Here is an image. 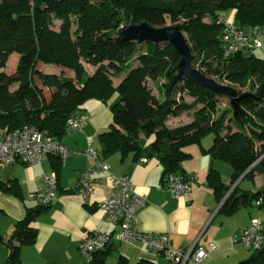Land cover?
I'll return each instance as SVG.
<instances>
[{
  "label": "trees",
  "instance_id": "obj_1",
  "mask_svg": "<svg viewBox=\"0 0 264 264\" xmlns=\"http://www.w3.org/2000/svg\"><path fill=\"white\" fill-rule=\"evenodd\" d=\"M230 9L236 22L225 17ZM164 14L184 17L178 26L187 33L188 44L201 52L193 54V65L205 66L204 74L248 86L247 91L254 94L241 100L237 113L229 96L187 78L170 91L180 55L169 42L138 43L119 35L121 27L129 24L147 22L160 27ZM56 18L62 20L58 30ZM233 23L250 34L264 30V0H0V68L6 66L10 54H20L16 76L0 70V130L31 125L61 141L68 131V119L82 114L89 99L107 102L117 93L110 104L113 122L99 134L108 153L119 149L135 156L155 155L166 176L183 171V161L191 156L185 145L200 142L213 132V143L205 150L232 165L233 184L252 165L246 177L253 178L256 172L264 176V58L256 56L255 49L224 53V31ZM74 24L78 25L76 39L71 34ZM82 59L97 66L96 70L88 73ZM46 64L57 65L62 71L49 72ZM159 76L166 80L161 97L147 83L148 77ZM184 91L193 102L185 100ZM224 98H229L226 105ZM191 110V120L168 125L172 117ZM11 181H0V187L18 195V187ZM207 183L220 200L232 187L214 167ZM257 200L264 209V182L255 191L236 185L220 211L232 214L242 204ZM47 206L30 207L17 221L8 241L12 250L9 264H23L20 246L35 242L38 229L31 223ZM86 206L90 211L96 209L95 205ZM103 250L94 253L90 264H95L96 254ZM119 264L127 263L121 259ZM139 264L154 262L142 259ZM240 264H264V247Z\"/></svg>",
  "mask_w": 264,
  "mask_h": 264
},
{
  "label": "crops",
  "instance_id": "obj_2",
  "mask_svg": "<svg viewBox=\"0 0 264 264\" xmlns=\"http://www.w3.org/2000/svg\"><path fill=\"white\" fill-rule=\"evenodd\" d=\"M19 58V53L10 54L4 70L7 72L8 63L11 60L18 62ZM16 68L17 65L14 70ZM45 69L52 73L62 71L57 65L47 69L46 64ZM68 72L72 73L70 70ZM7 74L11 75L12 72ZM117 97L118 94L115 93L107 102L92 98L84 104V130L76 132L68 128L61 139L69 151L64 161L54 154L41 163L24 165L16 162L0 168V181L12 180L11 183L17 185L19 191L16 195L0 187V236L3 238L0 242V264H9L12 250L8 241L16 223L26 216L30 207L39 205L33 194L45 187L43 176L49 171H55L54 167H57L58 193L52 203L42 209L31 223L38 229V234L34 243L20 246L23 264H87L80 251V244L98 232L107 233L112 239L106 249L96 254L95 264H119L121 259L127 264H139L142 259H148L154 264H168L162 255L150 251L144 243L116 238L119 224L111 221L99 209V204L116 189L114 175L127 176L135 185L136 191L146 198V204L138 212L134 224L137 230L168 232L175 246H190L198 241L208 250L204 264L226 250L237 255L238 259L249 258L238 249L240 235L244 227L255 218L262 222L264 228V209L252 202L242 204L232 214L222 213L220 204L224 198L218 199L207 183V175L214 167L220 172L225 184H232L231 189L239 185L242 190L255 191L264 182L263 174L256 172L250 178V185L242 186L249 178L246 176L239 177L233 184L232 165L213 158L205 150L213 142L209 147L201 144L202 151L199 148L188 151L190 159L183 161V171L178 172L197 177L193 188L182 197L175 198L166 186L164 165L157 156H135L133 152L119 149L109 153L106 151V144L99 134L107 131L113 122L110 104ZM89 139L99 156L109 164L110 172L95 171L92 174L93 191L84 195L79 191L78 184L80 174L89 161L85 154ZM144 157L148 158L146 162L142 161ZM87 204L95 205L96 209L90 211ZM211 242L217 244L215 250L209 249Z\"/></svg>",
  "mask_w": 264,
  "mask_h": 264
},
{
  "label": "built area",
  "instance_id": "obj_3",
  "mask_svg": "<svg viewBox=\"0 0 264 264\" xmlns=\"http://www.w3.org/2000/svg\"><path fill=\"white\" fill-rule=\"evenodd\" d=\"M264 30H258L255 34L247 33L237 24H230L224 31V53H234L238 50H253L263 45L260 35ZM70 130L82 132L85 128L83 114H73L67 121ZM56 153L64 161L69 151L60 140L45 135L42 131L31 125H22L14 129L0 130V168L9 164L20 162L25 165L41 163L50 154ZM85 154L88 164L81 172L78 188L84 195L93 191L92 174L97 170L110 172L109 164L103 160L92 146L91 140ZM147 157L142 158L146 162ZM45 187L36 191L33 198L39 205H50L58 193V175L56 171H49L43 176ZM196 176H188L178 172H172L165 176L167 188L175 198H180L189 193L196 181ZM115 191L106 197L99 209L113 222L119 224L116 233L118 240L127 242H141L147 248L162 255L168 264H200L207 256L208 250L198 241L190 246H175L170 233L139 231L134 224L138 212L146 204L144 195L136 191L135 185L127 176H113ZM261 204V200L255 202ZM111 236L104 232L94 233L84 239L80 244V251L84 255L87 264L94 259L96 251L105 249L111 242ZM240 241L250 250L258 251L264 247V228L262 222L255 218L244 227ZM217 244L211 242L209 249L215 250Z\"/></svg>",
  "mask_w": 264,
  "mask_h": 264
},
{
  "label": "water",
  "instance_id": "obj_4",
  "mask_svg": "<svg viewBox=\"0 0 264 264\" xmlns=\"http://www.w3.org/2000/svg\"><path fill=\"white\" fill-rule=\"evenodd\" d=\"M119 35L123 39L128 41H136L138 43H143L146 41H151L154 43L169 42L175 47L180 55V61L178 64L179 71L175 75L170 85V91L173 90L178 81L183 78H187L193 82L207 87L217 94L229 96L235 113H237L241 109V100L247 97H254V94L248 91L239 92V90L234 86L219 83L215 79L204 74L198 68L194 67V55L192 53L191 46L188 44L185 34L178 25H166L157 27L150 25L147 22H142L139 24H129L121 27V29L119 30ZM253 166L254 165H252L248 170H250ZM248 170L242 176H245ZM231 190L224 197L223 201L220 204V207L229 196Z\"/></svg>",
  "mask_w": 264,
  "mask_h": 264
},
{
  "label": "rangeland",
  "instance_id": "obj_5",
  "mask_svg": "<svg viewBox=\"0 0 264 264\" xmlns=\"http://www.w3.org/2000/svg\"><path fill=\"white\" fill-rule=\"evenodd\" d=\"M232 13H233V11L231 9L228 10L226 12V17L228 20L231 19V20L235 21V19H233ZM183 21H184V17L182 15H180L178 17H174V16H171L169 14H164V24L162 26L178 25L179 23H182ZM206 21H209V17L206 18ZM61 24H62V20L60 18H56L54 21L55 29H57V30L60 29ZM77 30H78V25L74 24V26L72 27V31H71V34H73L72 35L73 39H76V31ZM185 36H188L186 32H185ZM260 39H261L262 43L264 44V33L260 36ZM190 45L193 48L192 53L194 55H199V53H201L200 51H198V49H194L193 43H190ZM254 52H255L256 56L264 58V45L260 48L255 49ZM82 61H83V64H84L86 70L88 71V73H93L96 70L97 66L93 65L92 63H90L89 61H86L84 59H82ZM105 63H108V60H106ZM134 63H138V61H136V59H135ZM17 64H18L17 61L15 62L14 60H11V62L8 63V65L6 67L7 72H12V75L16 76L17 73H16V69L14 70V68L16 67ZM194 65H195L194 67L198 68L199 70L207 72L205 66H202L200 64H194ZM51 67H52V64H47V69H51ZM4 69H5V67L0 68V70H4ZM52 71L54 72V70H52ZM70 71H73V70H70ZM206 74H207V76L215 79L219 83H224V84H227L230 86L237 87L241 92L248 90V86H242L236 82L227 81V80L223 79L222 77H220L219 75H216V74L213 75L209 72ZM147 83H148V86L152 89L153 93L155 95H157L158 97H161L162 88H163V85H165L166 80H164V78H161V76L155 77V78L154 77H148ZM17 86H18V83H16L15 85H12L11 90H14L15 87H17ZM183 95H184V98L186 101H189V102L194 101V98L192 96H190L186 91H184ZM222 103L224 105L228 104L229 98H224ZM200 106H201V104H198L197 107H200ZM193 112H194L193 110H191L189 112H186V111L182 112L181 114H179L175 117H172L167 123L170 126H176V125L185 123V122L191 120ZM213 140H214V133L208 132L201 138L200 142H194V143L187 144L183 148L185 151H190V152L192 149H197V148H199L202 151V148H200L201 144H204L205 146L209 147L210 144L213 142ZM188 159H190V157ZM193 163H195V160H193ZM226 165L228 167H231L230 164H228V163H226ZM4 167H6V166H3L1 168H4ZM250 181H251L250 178H247V180H245V182L242 184V186H245V184L250 185L252 183ZM206 238H207V234L204 236L203 240L206 241ZM238 245H239L238 249L242 254H244V255L246 254L249 257L254 253V251L248 249L241 241H240V243L238 242ZM245 258H247V257H243L241 259H238L237 255L234 256L232 253H229L226 250V251H224V253L217 255L214 258V260L209 261V263H207V264H240L241 260H243ZM204 260L200 264H204L205 263Z\"/></svg>",
  "mask_w": 264,
  "mask_h": 264
}]
</instances>
